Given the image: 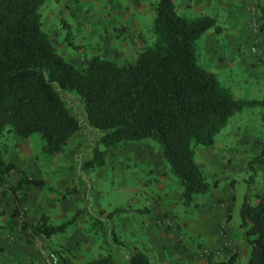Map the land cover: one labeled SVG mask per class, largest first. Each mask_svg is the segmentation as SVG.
<instances>
[{
  "label": "rangeland",
  "instance_id": "rangeland-1",
  "mask_svg": "<svg viewBox=\"0 0 264 264\" xmlns=\"http://www.w3.org/2000/svg\"><path fill=\"white\" fill-rule=\"evenodd\" d=\"M152 1L45 0L38 10L41 30L56 52L76 68H82L85 60L93 54L111 59L116 64L132 62L141 48L153 41L149 31ZM173 1L178 14L188 18L195 16L193 9L181 13L189 8L191 0ZM250 5L253 7L252 13L248 9ZM245 8L244 11V2H241L239 9L234 11L238 15L219 11L216 22L219 30L210 28L195 40V52L200 66H207L208 69V63H205L207 56L215 59L216 64L219 62L218 57L227 61L226 50L231 46L228 41L231 36H249L241 43L243 54L247 51L252 57L249 48L253 44L260 54H264V50L259 47L261 41L255 40L264 29V13L261 15L255 0H245ZM203 14L210 15V9L204 10ZM252 17H255L258 26L256 32L249 27ZM207 33L211 36H207ZM255 57L256 62L261 63ZM214 68L208 70L216 75L220 84L229 88L234 97L264 98V79L248 77L253 74L246 67L236 65L226 74ZM60 94L80 126L62 152L46 155L42 150V139L36 133L26 138L14 137L9 133L0 136L4 161L20 165L22 171L29 170L24 165L45 167L48 170L43 172L45 177H52V181H55L46 187L34 188L27 195V200L22 201L23 211L13 223L10 214L0 215V226H5V232L14 234L18 242L34 245L42 264L45 263L38 252V246L55 253L61 264H86L98 255L105 254L123 263L125 259L118 258L113 246L111 230L116 240L122 243L123 249L140 246L144 239L141 222L151 216L153 206L158 203L159 208L172 215L174 222L184 219L187 223L184 232L195 239H203L213 233L212 217L216 222L225 218L232 237L228 236L227 229L220 227V223L217 231L223 236L222 248H208L201 256L206 257L213 250L218 258L221 257L222 249H236V264H245L249 246L243 240L238 211L245 193L249 203L253 204L254 194L262 190L264 164L253 165L255 171L251 172L246 168V162L259 151L264 156V108L255 106L234 112L224 127L214 135L210 146L194 147V161L208 186L205 192L194 194L191 202L184 204L179 196L181 187L168 164L160 157L158 144L152 139L122 141L117 148L105 152L103 162L99 165L82 169L81 163L91 156V147L96 143L98 134L88 126L80 100L72 94L62 91ZM98 147L103 150L102 146ZM62 165L64 168L70 165L66 170L73 173L76 170L74 168L78 167L76 172L81 175L79 178L70 176V180L64 184L57 182L55 178L59 175L58 169H50ZM156 169L162 172L161 175L155 174ZM18 177L16 173L11 174L0 183V197L13 202L12 196L3 192L13 186ZM157 183L160 185L158 189ZM47 187L55 188V193L52 191L50 197L47 194H51V191ZM132 188L138 191H131ZM51 198L53 200H48ZM83 200L90 201L89 206L97 209L98 214L85 208ZM143 206L147 208V213H138V208L142 209ZM119 207L124 210L114 212ZM104 213L107 216L104 217ZM40 215H47L51 225L60 224L72 217L73 221L64 232L51 235L48 240L34 235L32 240L25 235L27 229L22 230L21 227L23 221L26 224L34 223ZM165 217L157 221L158 226H168L169 218ZM121 220L124 226L119 228ZM148 258L151 264H158L151 256Z\"/></svg>",
  "mask_w": 264,
  "mask_h": 264
},
{
  "label": "trees",
  "instance_id": "trees-1",
  "mask_svg": "<svg viewBox=\"0 0 264 264\" xmlns=\"http://www.w3.org/2000/svg\"><path fill=\"white\" fill-rule=\"evenodd\" d=\"M44 1L0 0V136L26 138L36 133L46 155L62 152L80 128L62 91L80 100L88 126L98 134L82 169L99 165L105 152L122 141L149 138L158 144L160 157L176 177L184 204L205 192L208 185L194 161V147L210 146L234 112L264 108V98L234 97L198 63L194 42L210 28L219 30L215 18H188L177 13L173 0H153L149 27L153 41L132 62L116 64L93 54L79 69L56 52L41 30L38 10ZM255 2L263 15L264 0ZM255 164H264L262 151L249 158L246 168L254 172ZM13 173L19 177L3 192L13 197L12 223L31 189L43 185V180L4 161L0 149V183ZM254 197L250 204L247 193L243 195L239 227L249 246L245 264H264V176L262 190ZM72 218L51 225L46 215H40L34 223L23 221L21 229L48 238L64 232ZM205 258L204 264H236L238 254L224 248L221 257L212 250ZM86 264L151 263L144 253L133 251L123 263L105 254Z\"/></svg>",
  "mask_w": 264,
  "mask_h": 264
},
{
  "label": "crops",
  "instance_id": "crops-1",
  "mask_svg": "<svg viewBox=\"0 0 264 264\" xmlns=\"http://www.w3.org/2000/svg\"><path fill=\"white\" fill-rule=\"evenodd\" d=\"M241 2L242 3L244 2V11H245L246 9L245 0H191L189 8H185V10L181 13L184 14L187 9L190 10L193 9L192 12L194 13L195 16L190 18H194L201 15H207L203 13L204 10L206 11L207 8H209L211 14L208 16L215 18L217 22V15L219 11L221 10L225 11V13L227 14L231 12L230 15H232V12H234L236 9H239V4ZM175 8H176V4H175ZM235 15H238V13H235ZM207 36H211V35L209 34ZM229 38L228 41L229 43H231V46L227 47L228 49L226 50L227 61H223V57L222 59L218 57L219 62H217L216 64L215 59L207 56L205 63H208L207 64L208 69L212 70L214 67H217L214 68L217 72L226 74L227 72H231L232 71L231 69L234 68V66L241 65L243 67H246L247 70L252 71L251 73L253 75H249L248 77L264 79V66L261 65V63L256 62V57L254 55L250 57L249 55L251 54L249 52L246 51L244 54L241 52L242 51L240 49L241 43L244 39H248L249 36L248 35H244V36L242 35L239 37L231 36V38L230 39ZM255 40L261 41L259 43V47L261 50H264V29L256 36ZM233 41L235 42L234 46H233ZM204 68L207 69V66H204ZM244 81L246 82V80ZM14 165L15 167L21 169L20 165H16V164ZM24 167L25 169L26 168L29 169L28 171L23 170L25 174L29 175L33 179L43 180V185L40 188L50 185L49 184L50 182H52V184L55 182L52 181L53 180L52 177H45V174H43V172L45 173L48 171L45 170V167L42 168L39 167L38 165H28V166L24 165ZM69 167L70 165H65V168L63 167V165L57 166L51 168L50 171L51 170L55 171V169H58L59 175L56 176L55 179L58 180L57 182L59 183L62 182V184H64L65 182H68V179L70 180V176H75L76 178L77 177L79 178V176L81 175L80 173L76 172V170H78V167L75 166L76 168L74 169L76 170L74 171V173L71 170H66L69 169ZM161 173L162 172H160L159 169L155 170V174L161 175ZM16 179L14 180L13 185ZM80 179H83V177H81ZM159 187L160 185L159 183H157L156 188L158 189ZM34 188L38 189L37 187H33L29 193H31ZM46 189L48 191H51V194H47V196L48 197L52 196V191L55 190V188L47 187ZM135 190L138 191V189L135 188L131 189V191H135ZM54 193L55 191H53V194ZM27 198L28 196H26L24 202L27 200ZM48 200H53V198ZM83 202L85 204L84 207L88 208V210L91 213L98 214L97 209H92L93 208L92 205H91L92 208L91 206H89L90 201L83 200ZM94 207L96 208V206ZM215 207L218 208V205H215ZM119 208L123 209V207H119ZM141 208L142 209L138 208L137 211L138 213L141 212L147 213L146 210L147 208H145V206ZM13 209H14V201L11 202L6 197H0V215L3 213L11 214L12 212L10 213V211L11 210L13 211ZM103 216L105 217L107 216V214L104 213ZM95 217H97V215H95ZM163 217L169 218V224L167 227L162 228L158 226L157 221L159 219H162ZM48 220L49 217L47 216V222ZM122 221L123 220H121L120 221L121 223L118 225L119 228H122L124 226V223ZM216 221L217 220L212 217V223L214 224L212 234L208 235L203 239H199L198 237H196L195 239V237L192 238L189 235L187 236L186 233L184 232L183 228H187V223L184 221V219L183 220L181 219L178 222H174L172 215L162 210V208H159L158 203H156L153 206V211L151 216H149L148 219H146L145 221L141 222V226H142L141 228L143 229L144 232V236H143L144 239H142V241L140 242V246L133 245L132 248L129 250L123 249L122 243L120 244V241L116 240L111 230L114 239L113 246L116 249L117 256L119 259H123V258L126 259L133 251H140L144 253L147 256V258L148 256H151L153 261L158 264H185V263L204 264L206 258L205 256H201L204 250L208 248H217V247L222 248L223 246V241H222L223 236L221 235V233L218 234L217 231L218 225L220 223H221L220 227L223 226V228L227 229L228 236L232 237L226 226V222H225L226 219L225 218L223 219L222 217L221 222H216ZM48 238L46 239L48 240ZM52 248H54V246ZM0 264H42V263L38 257V253L37 250H35L34 245L30 243L18 242L14 234L5 232V226H0Z\"/></svg>",
  "mask_w": 264,
  "mask_h": 264
},
{
  "label": "built area",
  "instance_id": "built-area-1",
  "mask_svg": "<svg viewBox=\"0 0 264 264\" xmlns=\"http://www.w3.org/2000/svg\"><path fill=\"white\" fill-rule=\"evenodd\" d=\"M249 11L252 13L253 12V7L252 5H250V7H248ZM255 17H252L250 23H249V27L251 28V31L256 32L257 31V24L255 22ZM250 52L257 56L261 62L262 65H264V54H260L259 51L257 50L256 46L253 44L251 45V47L249 48ZM26 236H29L32 240L35 238L30 231L27 229L25 232ZM38 252L40 254V256L42 257L43 261L45 264H61L58 257L55 255V253H53L52 251L46 250L45 248H42L41 246H38Z\"/></svg>",
  "mask_w": 264,
  "mask_h": 264
}]
</instances>
